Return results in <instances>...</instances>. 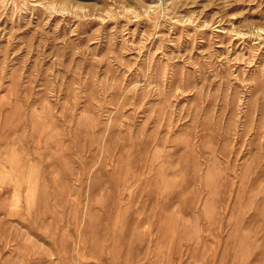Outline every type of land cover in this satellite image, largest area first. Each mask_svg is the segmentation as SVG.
I'll return each instance as SVG.
<instances>
[{"label":"rangeland","instance_id":"1","mask_svg":"<svg viewBox=\"0 0 264 264\" xmlns=\"http://www.w3.org/2000/svg\"><path fill=\"white\" fill-rule=\"evenodd\" d=\"M0 264H264V0H0Z\"/></svg>","mask_w":264,"mask_h":264}]
</instances>
